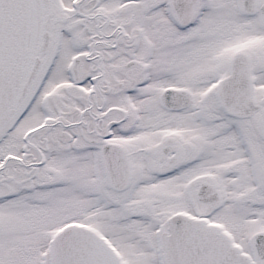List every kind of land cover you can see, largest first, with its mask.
I'll use <instances>...</instances> for the list:
<instances>
[{"label": "snow or ice", "instance_id": "obj_1", "mask_svg": "<svg viewBox=\"0 0 264 264\" xmlns=\"http://www.w3.org/2000/svg\"><path fill=\"white\" fill-rule=\"evenodd\" d=\"M0 264H264V0H0Z\"/></svg>", "mask_w": 264, "mask_h": 264}]
</instances>
